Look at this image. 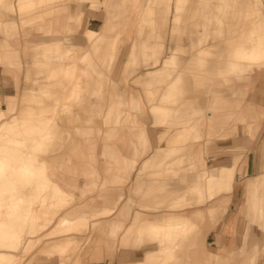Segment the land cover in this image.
Segmentation results:
<instances>
[{
  "label": "rangeland",
  "instance_id": "obj_1",
  "mask_svg": "<svg viewBox=\"0 0 264 264\" xmlns=\"http://www.w3.org/2000/svg\"><path fill=\"white\" fill-rule=\"evenodd\" d=\"M92 11L101 21L90 28ZM73 34L84 36V52L77 51ZM236 48L245 51L235 56ZM0 65L7 68H0V122L9 120L0 127V264H108L92 257L101 259L107 244L113 248L108 220L123 219L114 213L123 197L115 201L103 189L127 182L144 155L123 206L132 202L152 219L190 211L176 213L178 231L162 264L245 263L247 252L238 251L241 214L228 230L230 247L214 249L213 236L207 239L228 215L225 194L233 189L244 150L213 149L209 140L238 138L239 122L246 125L243 136L249 142L253 137L249 125L256 112L243 103L252 73L264 67V0H0ZM247 108L251 118L241 120ZM123 125L132 139L118 132ZM78 139L86 141L81 150L71 145ZM115 140L126 147L139 143L142 150L128 160ZM157 150L160 158L146 164ZM201 150L213 156L216 181L194 186L187 176L208 175ZM229 152L231 161L218 165L217 157ZM27 154L35 173L10 174L14 161ZM64 172L85 174L82 189L65 190L57 181ZM203 186L210 198L225 196L199 201ZM247 189L258 200L264 230V176ZM189 197L194 204L185 201ZM156 237L135 231L125 245L136 250L135 261L124 264H140L158 247ZM225 247L237 251L219 250Z\"/></svg>",
  "mask_w": 264,
  "mask_h": 264
},
{
  "label": "crops",
  "instance_id": "obj_2",
  "mask_svg": "<svg viewBox=\"0 0 264 264\" xmlns=\"http://www.w3.org/2000/svg\"><path fill=\"white\" fill-rule=\"evenodd\" d=\"M91 16L89 18V23L88 27L92 28V26H97L99 25V22L101 21V16L98 13V11H92ZM56 36V35H55ZM70 37L73 39V41L76 43V49L78 52H84L82 47L84 44H86V41L84 39V36L82 34H73L70 35ZM19 61L20 64L24 62L23 55L22 53L19 54ZM18 62V61H17ZM1 70L7 69L5 65H0ZM253 68L248 69V71L252 70ZM243 72V71H242ZM255 73H252V78L251 81L252 83L250 84V88L247 93V98L245 99V103H243V106H253L256 112V115H252L250 121L249 127L254 130L253 132V137L251 138L250 142L247 139V136H243V127L244 125L242 122H239L238 124V129H239V136L236 139H232L230 137H225L223 139H217V138H212L209 140L213 142V149H220L224 148L227 150H231L233 146H236L238 148H241L244 150V153L241 155L237 166H236V171H235V176H234V186L233 189L230 193L225 194L230 198L229 202V210L227 211L228 214L227 216L225 215L224 218L219 222V225L215 226L212 228L208 235L207 239L210 238V236H213V240L209 242V244L214 245V249H217L218 247L221 246H228L232 244V242L228 243L226 242L227 237H228V230L233 229L238 225L239 222H237V213L241 214L244 218V230L242 233V238H241V244L238 247V251L240 252H247V256L244 260V264H264V230L261 226L262 224V217H261V208L258 206V200H251L250 199V192L247 189V183L252 180L254 182H257V180H260L261 177L264 176V67L260 69L257 68ZM113 79V78H112ZM114 81V79H113ZM116 81V80H115ZM119 83V81H116ZM13 85V83H12ZM248 85V84H247ZM134 96V94H132ZM248 108L244 112L245 114L240 115V119H246L247 121L251 118L248 117ZM138 119L141 121L142 120V115L138 116ZM147 119H149L148 124L146 123V115L143 116V121H145V126L147 129V134L149 138V148L150 152L153 150V144H152V138L149 132V126H150V121H151V116L150 113H147ZM253 126V127H252ZM115 127V126H114ZM248 127V128H249ZM118 129V132L120 133H125L128 136V139H132V130L129 125H123V126H116ZM211 131V129H209ZM208 131V132H210ZM247 133V131H246ZM248 141V142H247ZM86 141H82L78 139V141L73 145H71L75 148H79V150L83 149L85 146ZM113 143H117L120 148L122 149V153L124 156H127L128 160L131 159L133 156H135L136 152L139 153L142 148L141 145L138 144H131L127 143V147L125 146V143L114 141ZM104 144L102 143V148ZM71 146V148H72ZM200 147V146H199ZM258 154H261V158L258 159ZM73 155V154H72ZM71 155V156H72ZM201 161L200 165H204V160L206 161V167L208 168V175L207 178L205 179L203 175H193V176H187L185 180L190 181L193 183L194 186H201V184L197 182H205V181H216L215 178H211V172L215 171V168L212 169L211 166L216 165V163L213 162V156H207L204 151L201 150ZM147 155L144 156H138V163H137V168L136 170L130 175L129 179L127 182L122 183L118 182L115 185L111 187H106L103 190H107L105 192H108L111 196V198L115 201H117L120 196H122V200L119 202V205L117 209L115 210L114 213L121 212L120 207L123 206V202H125L126 199L130 198L132 188H133V183L135 181L136 173L138 171V168L143 164L145 161ZM234 157V155L229 153H225L223 157H217L219 159L218 165L226 164L231 161V159ZM77 163V162H75ZM78 164H82L85 166L83 162H78ZM263 171V172H262ZM115 172L112 174V177L115 179ZM184 177V176H183ZM238 179V181L236 180ZM105 180V177L103 176L101 181L103 182ZM230 180V172H228L227 178H224V181ZM57 181L60 183V185L67 191H73V187H78L82 189L83 186V181H86L85 179V174L82 173H77V175H73L70 173H57ZM243 183L242 188L238 187V184ZM77 183H79L77 185ZM74 185V186H73ZM108 188V189H107ZM201 189V190H200ZM75 190V189H74ZM208 191L205 190L204 186L203 189L200 187L197 190V193H200V199L199 201H205L208 199L209 201H213L216 199H220L221 197L225 195H219V196H213L212 198L209 197ZM261 191L258 189L256 192V195L258 198H260ZM244 195L242 204L238 210L232 211V208L235 207V204L239 203V199L241 198V195ZM194 195V194H193ZM192 197V196H191ZM189 197L187 202L190 203V205L194 204V201L192 198ZM240 205V203H239ZM78 206V205H76ZM188 206V205H187ZM186 207V206H184ZM195 207V206H194ZM193 207V208H194ZM208 208L206 206L205 208L201 207H196L192 211L196 210H204ZM139 212L141 214H144L143 210L137 209L136 206L134 205L130 212H129V218L125 223L124 229L115 237L113 238V252L112 254L106 253V250H103V257L99 260H97V263H105L109 262L108 264H119L121 260L131 263L135 261V254L137 253L134 248H131L130 245L125 247V249L122 247L121 242L123 238V234L126 231V229L130 226L131 222L133 221L136 213ZM190 212V211H187ZM187 212H171V213H187ZM163 214V213H162ZM168 214V213H167ZM170 214V213H169ZM115 218V215L113 216ZM112 218V219H113ZM124 219V217H123ZM216 230H219V232H216ZM224 241V242H223ZM220 248L219 250L228 253L232 251H237L235 248ZM153 249V248H152ZM108 254V255H107ZM260 262V263H259Z\"/></svg>",
  "mask_w": 264,
  "mask_h": 264
},
{
  "label": "bare ground",
  "instance_id": "obj_3",
  "mask_svg": "<svg viewBox=\"0 0 264 264\" xmlns=\"http://www.w3.org/2000/svg\"><path fill=\"white\" fill-rule=\"evenodd\" d=\"M69 42L71 43L72 39L69 40ZM253 48H254V46H253ZM243 51H245V48H241L239 50L236 48L235 50H232L231 53L234 54L235 56H237V55L239 56L240 53ZM0 112L3 115L1 110H0ZM5 120H3V122H0L1 128H3V125L7 124V122L9 121V120L5 121ZM252 132H254V130ZM16 141H18V140H15V142ZM12 148H14V147H12ZM160 156H161L160 151L157 150L156 154L153 155L152 157H150L145 163L150 164V163L154 162L156 159L160 158ZM0 160L5 161L2 156H0ZM33 160H34V158L28 154H27V157L25 159H23V157H22V159H20L19 161L15 160L14 164L11 168L10 174H13L14 172H15V174H20V175L35 173V169H33V166H34ZM184 160H185V158H184ZM2 174H3V171H2V168H0V175H2ZM156 181L161 185L163 184V182L161 180H156ZM132 207H133L132 202L127 201V203H125V205L123 206L122 212H120L121 214H119V215H124L123 216L124 219H120L119 217H115L113 219L108 220V227L113 229V233H112L113 238H115L124 229L125 223L129 218V212H130ZM156 216H158V215H156ZM175 216H176V213L171 214V215H169L167 213H163L161 215V217L152 219V218H145L142 216L141 213L137 212L135 218L133 219L130 226L126 229V231L123 235L122 242H121L122 247L124 248L125 245L128 244L133 233L135 231H137L138 229L143 228L146 230H150L152 233H156V235H157L156 238H157V242H158L157 243L158 247L149 250L147 252V254L145 255L146 256L145 259L143 261H141L140 264H162L163 258H164V253L167 251V249H169L170 247L173 246L174 240L176 238V233L178 231V226H177L178 221H177ZM98 222L99 221L94 222L93 224H97ZM88 225L89 224H87V227H88ZM105 226H102V228L104 229ZM166 241H169V242L167 243ZM106 250L109 251L111 254L113 252V248H111L108 244L106 246ZM92 260L97 261L98 257H92ZM123 260H121L119 262V264H124Z\"/></svg>",
  "mask_w": 264,
  "mask_h": 264
}]
</instances>
